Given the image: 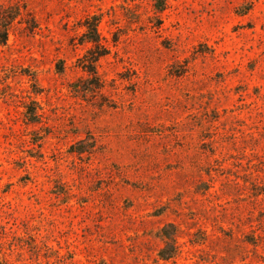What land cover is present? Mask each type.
<instances>
[{
  "label": "rangeland",
  "instance_id": "obj_1",
  "mask_svg": "<svg viewBox=\"0 0 264 264\" xmlns=\"http://www.w3.org/2000/svg\"><path fill=\"white\" fill-rule=\"evenodd\" d=\"M9 6L0 264H264V0ZM168 224L178 254L164 262Z\"/></svg>",
  "mask_w": 264,
  "mask_h": 264
},
{
  "label": "trees",
  "instance_id": "obj_2",
  "mask_svg": "<svg viewBox=\"0 0 264 264\" xmlns=\"http://www.w3.org/2000/svg\"><path fill=\"white\" fill-rule=\"evenodd\" d=\"M158 8V10H163L164 3ZM19 17V9L15 6L6 7L3 12L0 13V46H4L7 41L10 25ZM86 33L84 34L85 42L91 43L92 48L87 51V54L84 56L82 70L87 74L86 80L92 82L96 81L94 85L88 87L87 92L90 94L99 93L102 89V85L99 81V75L97 74L95 64L97 60L104 56L102 46L99 43L98 33H97V19H91L86 21ZM37 109L32 108L27 113L28 120L30 122H37L38 114ZM177 230L174 225L168 224L163 226L158 232V238L162 243V247L157 253V256L160 260L166 262L174 259L178 254L177 247Z\"/></svg>",
  "mask_w": 264,
  "mask_h": 264
}]
</instances>
